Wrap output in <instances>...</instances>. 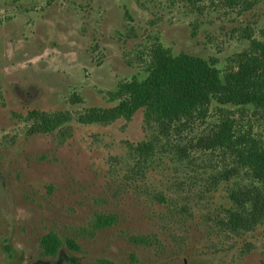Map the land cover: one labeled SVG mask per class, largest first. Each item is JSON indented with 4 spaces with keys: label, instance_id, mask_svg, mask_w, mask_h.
I'll return each mask as SVG.
<instances>
[{
    "label": "rangeland",
    "instance_id": "374dc122",
    "mask_svg": "<svg viewBox=\"0 0 264 264\" xmlns=\"http://www.w3.org/2000/svg\"><path fill=\"white\" fill-rule=\"evenodd\" d=\"M253 41L264 0H0V264H264V181L240 159L242 137L264 149V102L215 88L178 121L81 120L159 46L224 76ZM225 123L237 148L211 142Z\"/></svg>",
    "mask_w": 264,
    "mask_h": 264
},
{
    "label": "trees",
    "instance_id": "16d2710c",
    "mask_svg": "<svg viewBox=\"0 0 264 264\" xmlns=\"http://www.w3.org/2000/svg\"><path fill=\"white\" fill-rule=\"evenodd\" d=\"M251 48L254 53L251 63L246 60L238 70L222 76L217 68L204 60L186 55L173 57L168 50L159 46L151 63L149 80H134L122 84L113 94L115 98H120L113 110L93 108L82 115L81 120L92 123L116 113L129 120L137 110L145 108L159 119L178 121L208 104L215 95V88L230 96H251L246 100L247 103H263L264 96H252V90L264 82V41H253ZM30 117L47 124L57 116L33 111ZM41 128L37 125L34 131L39 132ZM232 130L225 123L221 131L211 139L212 144L222 148H237L234 141L236 135ZM241 140L247 147L241 153L240 159L264 181V149L256 146L249 138L242 137ZM145 148L147 146L143 145L142 149ZM44 244L47 254L50 255H55L61 246L54 234H50ZM67 244L73 250L79 249L73 241H68Z\"/></svg>",
    "mask_w": 264,
    "mask_h": 264
}]
</instances>
